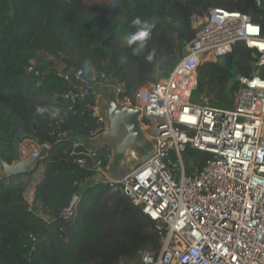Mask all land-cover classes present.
<instances>
[{
  "label": "trees",
  "instance_id": "16d2710c",
  "mask_svg": "<svg viewBox=\"0 0 264 264\" xmlns=\"http://www.w3.org/2000/svg\"><path fill=\"white\" fill-rule=\"evenodd\" d=\"M213 7L248 13L264 25V4L257 0H0V156L10 163L23 158L27 140L49 146L33 172L0 174V264H130L140 250L160 251L153 220L122 189L89 182L97 173L89 160L78 162L86 149L74 143L105 124L92 109L96 96L72 101L66 95L113 78L125 87L121 96L134 98L162 77L165 65L173 69L195 36L192 16ZM137 18L153 27L146 47L133 55L136 45L126 41L140 27L132 23ZM73 68L83 70L85 81L75 79ZM253 73L251 51L239 41L200 65L197 92L230 107L240 84L235 75ZM38 107L46 109L43 116ZM111 153L105 144L95 156L106 167ZM209 156L189 148L186 158L202 167ZM75 194V217L64 221L60 214Z\"/></svg>",
  "mask_w": 264,
  "mask_h": 264
},
{
  "label": "built area",
  "instance_id": "2783aa9c",
  "mask_svg": "<svg viewBox=\"0 0 264 264\" xmlns=\"http://www.w3.org/2000/svg\"><path fill=\"white\" fill-rule=\"evenodd\" d=\"M191 22L196 33L183 56L167 77L143 85L134 98L121 96L125 87L113 78L76 86L66 97L96 96L92 109L104 122L100 87H114L120 104L141 109V121L157 143L156 154L141 167L105 180L122 189L161 236L158 253L140 250L130 264H264V25L222 7L194 14ZM239 41L251 51L254 73L238 77L232 105L216 106L207 93L197 96L200 65L231 52ZM72 73L85 81L82 69ZM189 148L210 154L202 167L192 158L186 163ZM95 152L86 149L78 162L89 160L98 174L107 166ZM79 199L75 194L60 218L72 220Z\"/></svg>",
  "mask_w": 264,
  "mask_h": 264
},
{
  "label": "water",
  "instance_id": "95a60500",
  "mask_svg": "<svg viewBox=\"0 0 264 264\" xmlns=\"http://www.w3.org/2000/svg\"><path fill=\"white\" fill-rule=\"evenodd\" d=\"M100 89L105 128L93 138L83 134L78 136L82 139L85 149L90 151H97L107 144L112 149L111 163L118 161L125 167L136 170L156 154L157 143L145 130L139 107L132 103L120 104L118 94L112 86L102 85ZM117 136L120 137L119 140H115ZM141 149H145L144 152H141ZM48 154L49 146L44 144L32 147L27 157L16 158L11 163L0 156V174L12 177L31 173L40 166Z\"/></svg>",
  "mask_w": 264,
  "mask_h": 264
},
{
  "label": "clouds",
  "instance_id": "9594fccd",
  "mask_svg": "<svg viewBox=\"0 0 264 264\" xmlns=\"http://www.w3.org/2000/svg\"><path fill=\"white\" fill-rule=\"evenodd\" d=\"M133 25H138L137 31L132 33L129 37H127V44L129 47H132L133 45H136V47H133V55H139L140 52L146 47L147 41L149 40L151 36V30L153 25L149 24L146 21H141L139 18L133 20ZM154 53H150L147 57L148 60H152ZM46 109L42 107H38L36 109L37 114L40 116H43Z\"/></svg>",
  "mask_w": 264,
  "mask_h": 264
},
{
  "label": "rangeland",
  "instance_id": "374dc122",
  "mask_svg": "<svg viewBox=\"0 0 264 264\" xmlns=\"http://www.w3.org/2000/svg\"><path fill=\"white\" fill-rule=\"evenodd\" d=\"M87 3H89V4H91V3H97V2H101V1H104V0H85ZM37 56L38 57H40V56H44V57H46V58H49V56L48 55H45V54H43V53H38L37 54ZM59 67H62V65H60ZM169 70H170V67H168V66H164L160 71H159V75L160 76H162L158 81H160L161 79H163V78H165V77H167V75L169 74ZM241 76H243V75H237V78L238 77H241ZM147 87L146 86H141L140 88H139V90H142V91H144L145 89H146ZM195 94L197 95V96H199V95H202L200 92H195ZM152 130H150V132H151ZM115 140H119V137L117 138H115ZM26 143H29L30 144V146L28 147V145H26V144H24L23 146H22V154H23V158H25V157H27L30 153H31V150H32V147H34V146H39V145H37V144H35V143H33V142H31V141H26ZM30 149V150H29ZM188 158H186V163H188ZM112 162V161H111ZM111 162H109L108 163V165H107V167H106V169L104 170V172H102V173H98V174H96L97 175V178L96 179H94V180H101V179H105V178H102L101 177V174H105V172L107 171V170H109L110 168H111V165L112 164H117V165H119L120 163L118 162V161H115V162H113V163H111ZM111 163V164H110ZM195 164H196V162H195ZM122 165V164H121ZM197 165V164H196ZM198 166V165H197ZM120 170H124L125 171V173H126V175L128 174V173H130V172H132V171H134V170H131L129 167H123V168H121ZM111 171V170H110ZM100 175V176H99ZM40 176L41 175H37L36 177V180H35V182L36 181H38L39 179H40ZM99 176V177H98ZM116 179H118V178H116ZM105 181V180H104ZM26 197H27V199L29 200V202L30 203H32V198H31V191H29L27 194H26Z\"/></svg>",
  "mask_w": 264,
  "mask_h": 264
},
{
  "label": "crops",
  "instance_id": "0c3cea01",
  "mask_svg": "<svg viewBox=\"0 0 264 264\" xmlns=\"http://www.w3.org/2000/svg\"><path fill=\"white\" fill-rule=\"evenodd\" d=\"M91 138V137H90ZM76 139L82 141V139L79 138V136L76 137ZM112 151V149H111ZM111 157H112V153H111ZM111 161V160H110ZM125 167L124 165H117V164H112L111 165V168L109 170H107L105 172V174H101V177L102 178H105V179H101V180H94L97 178V175H94L92 178L89 179V182L90 183H93V182H97V181H104V180H108V179H116V178H121L123 176L126 175L125 171L124 170H120L121 168ZM111 170V171H110ZM100 176V175H99ZM98 176V177H99Z\"/></svg>",
  "mask_w": 264,
  "mask_h": 264
},
{
  "label": "bare ground",
  "instance_id": "6f19581e",
  "mask_svg": "<svg viewBox=\"0 0 264 264\" xmlns=\"http://www.w3.org/2000/svg\"><path fill=\"white\" fill-rule=\"evenodd\" d=\"M144 128H145V126H144ZM145 130H146V129H145ZM122 134H124V132H123ZM148 135H149V134H148ZM149 136H150V135H149ZM117 138H118V136H117ZM119 139H120V137H119ZM144 150H145V149H143V150L141 149L140 151H141V152H144Z\"/></svg>",
  "mask_w": 264,
  "mask_h": 264
}]
</instances>
